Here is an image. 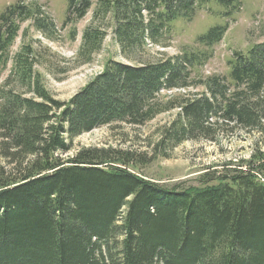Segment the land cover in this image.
<instances>
[{"label": "trees", "instance_id": "16d2710c", "mask_svg": "<svg viewBox=\"0 0 264 264\" xmlns=\"http://www.w3.org/2000/svg\"><path fill=\"white\" fill-rule=\"evenodd\" d=\"M93 4L68 0L65 24L84 18ZM241 6V0H98L94 19L110 17L123 57L141 63L110 61L68 101L54 98L36 69H56L45 53L26 42L12 54L26 21L53 37L48 11L36 1L6 7L0 71L11 68L0 85V264H264V141L236 167L230 161L224 172L204 173L197 186L169 187L133 171L158 148L214 141L222 127L264 136V41L236 51L227 75L193 76ZM203 10L225 22L197 36L201 48L151 53L149 44L169 47L176 23L192 22ZM76 35L74 26L72 40ZM106 37L94 23L84 29L79 65L94 60ZM173 110L177 117L161 130L151 156L112 145L62 156L94 129L142 126Z\"/></svg>", "mask_w": 264, "mask_h": 264}, {"label": "rangeland", "instance_id": "374dc122", "mask_svg": "<svg viewBox=\"0 0 264 264\" xmlns=\"http://www.w3.org/2000/svg\"><path fill=\"white\" fill-rule=\"evenodd\" d=\"M20 0H0V14L10 4ZM36 1L44 6L55 22L52 38H47L39 32L32 21L22 24L19 36L13 47L12 54L17 53L26 42L33 43L37 50L45 53L46 60L57 65L56 69L47 64L37 65L36 69L43 74L44 83L54 98L68 101L84 85L100 75L110 61H119L132 64L141 63L140 60L126 59L123 57L119 43L114 39V22L110 20L94 19L93 12L98 5V0H93V7L82 19L65 24L67 17L68 0H23ZM242 6L229 20V29L224 39L216 45L213 57L201 69L196 70L193 76L208 77L214 74L227 75L229 60L236 51H245L254 43L264 41V0H241ZM216 10V9H214ZM216 14L203 10L198 13L192 22L179 21L176 23L175 32L169 41V47L159 48L149 44L148 49L153 55L166 53L169 56L179 54L184 48H201L197 43V36L204 33L211 25L224 23ZM91 23L106 30L107 37L99 53L88 64H81L77 60V52L82 44V33ZM74 26L77 35L71 38ZM28 29L26 39L24 30ZM133 61V62H132ZM11 68L0 71V85L7 78ZM197 89H176L163 91L164 95L174 96L187 91H201ZM178 110L162 113L152 121L142 126L126 124L114 127H101L85 133L75 140V148L64 158L72 156L84 147L120 146L134 148L139 152L154 154L152 146L159 140L163 130L176 117ZM264 141V136L258 131H247L240 128H219L214 141L207 139L187 140L172 148H158L155 157L149 163L142 164L133 171L169 187L180 184L182 186L200 185L204 173L213 175L216 171L224 172L225 164L232 161L234 166L240 164L242 159H248L255 148V142ZM158 152V154H157ZM247 167V164H245Z\"/></svg>", "mask_w": 264, "mask_h": 264}]
</instances>
